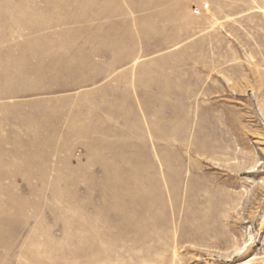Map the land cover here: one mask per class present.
<instances>
[{"label":"rangeland","instance_id":"1","mask_svg":"<svg viewBox=\"0 0 264 264\" xmlns=\"http://www.w3.org/2000/svg\"><path fill=\"white\" fill-rule=\"evenodd\" d=\"M0 264H264V0H0Z\"/></svg>","mask_w":264,"mask_h":264}]
</instances>
